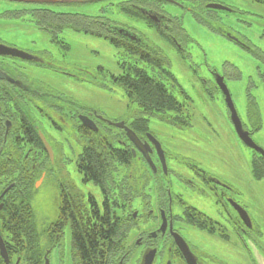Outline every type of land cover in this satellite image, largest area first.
I'll return each mask as SVG.
<instances>
[{"label":"rangeland","instance_id":"1","mask_svg":"<svg viewBox=\"0 0 264 264\" xmlns=\"http://www.w3.org/2000/svg\"><path fill=\"white\" fill-rule=\"evenodd\" d=\"M174 1H163L158 6L149 2L148 6L154 4L158 9L152 10L156 13L176 18L177 26L173 32L175 40L161 34L156 25H148L145 18L123 11L121 7L128 5L138 10L134 4L125 3V0H67L47 5L59 13L101 15L129 31L133 30L147 44L146 48L159 51L161 65L156 61L150 63L139 53H132L104 37L68 27H54L46 21L38 23L36 18H39L35 14H44L41 13L43 10L34 14L35 20L30 12L39 6L36 5L38 3L0 0V39L51 59L54 68L64 73L52 72L47 75L49 81L56 88L68 91L72 98L85 100L90 106L98 108L111 122L123 121L130 125L137 117L143 116L140 106L130 100L115 78L133 74L138 67L164 82L183 103L181 117L190 126H172L154 115L147 122L150 133L163 149L170 148L174 152L173 158H186L192 162L197 160L199 169L219 177L222 174L227 176L228 182L236 190L235 199L246 206L253 220L250 234L242 243L226 244L199 231L197 238L193 239L197 240L201 251L214 256V264H221L219 260L231 264H264V178L257 179L253 175L254 151L238 136L224 93L217 86V78L223 77L242 122L254 129V125L260 126L255 129L252 138L264 149V79L261 75L264 61L243 46L264 52V2ZM211 3L221 4L226 9L211 8ZM48 14L51 16V13ZM53 23H58V18ZM45 25L55 32L64 29L60 37L69 46L64 47L53 41L51 34L40 28ZM76 63L86 68L84 76L68 75L71 70L82 74L81 70H76L77 65H72ZM251 98L256 103V113H249ZM168 114L175 115L173 112ZM104 131L105 134L119 132L116 128ZM120 138L125 140L123 135ZM67 155L72 157V152L67 151ZM67 171L68 176L81 188L74 165L69 164ZM55 177L61 179V175ZM47 182L46 179L33 200L34 220L42 243L49 238L46 230L57 216V191L50 188ZM83 189L101 200V192L93 182L83 186ZM109 196L115 199L114 205L117 201L116 192L111 191ZM197 209L212 218L222 219L220 209L207 196H197ZM62 228V233L58 230L59 237L55 244H52L55 238L49 241L52 244L48 250L50 263L74 264L71 224ZM18 259L15 255L14 264L20 263ZM133 263L130 260L128 264ZM21 264H24V258Z\"/></svg>","mask_w":264,"mask_h":264},{"label":"flooded vegetation","instance_id":"2","mask_svg":"<svg viewBox=\"0 0 264 264\" xmlns=\"http://www.w3.org/2000/svg\"><path fill=\"white\" fill-rule=\"evenodd\" d=\"M159 22L160 26H164L162 18ZM63 30L55 32L50 29L49 33L53 41L68 47L60 37ZM173 32L170 33L173 35ZM0 43L15 46L3 39H0ZM20 49L30 53L33 58L0 54V73L10 77L0 78V195L6 191L0 199V210L10 205L17 208L20 202H23L20 206L25 205L33 210V200L46 179L48 186L57 191V216L50 223V232L55 231L57 238L65 219L69 223L79 217L75 212L81 211L83 216L88 214L90 208L101 209L100 225L105 228V208L113 207L119 212L118 216H124L122 220L116 219L115 223H123L125 233L120 241L113 239V247L109 251L111 260L107 264H128L130 260H133V264H190L185 250L190 252L188 255L196 264H214V256L201 251L197 240L193 239L197 238V231L226 244L244 242L250 234L253 220L246 206L235 199L236 190L228 182L227 176L222 174L219 177L199 169L197 160L192 162L186 158H173L174 152L170 148L163 149L162 162L149 125L141 130L140 125L135 124L133 129L150 153L152 163L148 162L136 143L121 140L120 132L105 134V129L110 131L115 128V122H111L98 108L90 106L85 100L72 98L68 91L56 88L49 81L47 75L52 72L64 73L54 68L51 59L39 52ZM18 62L22 64L18 65ZM72 65H77L76 70H81L82 74L71 70L68 73L71 77L84 76L87 72L77 63ZM168 112H173L175 116ZM168 112L164 113L168 115L167 119H160L172 126H190L177 109ZM243 127L253 137L255 129L245 122ZM90 146L110 151L118 147L131 150L129 165L123 166L119 162L107 165L117 174L122 169L129 171L132 191L125 201L119 200L113 205L115 199L101 191L109 201L106 204L89 190L83 189L89 182L94 183L90 177L98 175L90 173L89 169H103L102 162L107 158L89 155L87 149ZM67 151L72 152V157L67 155ZM253 151L252 172L255 178L262 179L264 154ZM111 157L113 161L114 156ZM69 164L74 165L81 188L68 176ZM256 170L262 172L263 176L257 177ZM56 175H61V179ZM138 187L145 189L138 193ZM15 189L17 194L4 201L6 194ZM197 196L212 199L220 209L222 219L212 218L197 209ZM117 197L120 198V195ZM97 249L106 250L104 244ZM15 255L13 252V259ZM219 261L221 264H231Z\"/></svg>","mask_w":264,"mask_h":264},{"label":"trees","instance_id":"3","mask_svg":"<svg viewBox=\"0 0 264 264\" xmlns=\"http://www.w3.org/2000/svg\"><path fill=\"white\" fill-rule=\"evenodd\" d=\"M259 2H264V0H256ZM158 3L157 0H125L127 4H134L136 8L138 6H148V3ZM161 2V1H159ZM121 9L131 15L142 16L141 12L134 9L132 6H122ZM43 10L44 14L37 15V11ZM32 16L35 20L34 14L39 18H36L38 23L42 21L48 22V25L54 27H68L78 31H85L94 33L98 36H103L112 41L117 46H123L126 50L132 53H139L141 57L147 60L150 63L157 62L160 63V53L154 48H146L144 43L130 41L124 38L121 34L117 32L114 27V21L110 19H105L102 16L97 15H85L82 13H56L50 8L41 7L33 8L30 10ZM51 13V16L50 14ZM58 18V23H53V20ZM172 23L177 26L176 19H170ZM148 23H151L148 21ZM173 24V25H174ZM48 25H45L42 28L52 29ZM166 26H159V31L173 39V35L170 33L173 29L168 27L169 31L167 32ZM180 27V24H179ZM181 28V27H180ZM246 46V45H245ZM248 49H251L252 52L264 61V52L260 50L257 51V48H252L246 46ZM170 73V72H169ZM171 75V73H170ZM264 79V72L261 73ZM172 76V75H171ZM117 83L121 85L128 97L136 102L143 114L140 117H137L130 126L133 128L135 124L140 125L141 130H145L148 127L147 122L151 115H158L161 118H165L166 112L170 110L177 109L178 111L182 110L183 104L178 100V98L170 91L167 85L159 81L153 76H150L146 70L139 69L138 67L134 70L133 74H126L119 77ZM256 103L251 98L249 103V109L251 113H256ZM124 134V133H123ZM129 146V145H128ZM89 155L94 158L106 156L104 159L103 169L99 168L94 169L90 168L89 172L93 174H98L97 177H90V180H94V183L97 186H100L101 191L104 194H109L111 191L116 192V200L120 202L125 201L130 195L132 188H130V179L129 171L122 169L119 174L114 172L113 168L108 167L111 162H119L121 165H129L132 159V152L130 149L121 148H112V151L105 150L98 146H90L87 149ZM114 160L112 161V157ZM110 157V158H109ZM90 160H95L90 158ZM257 177H262L263 173L256 170ZM120 186L118 187V184ZM127 188V190L125 189ZM144 188L138 187V193H141ZM17 194L15 189L9 194V198ZM120 195V198L117 197ZM102 200L107 204L109 201L102 194ZM23 202L18 204V207H13V205L6 206L3 211H0V217L3 219L2 230L7 233V239H10L11 243H8V249L12 253V249L22 253L25 251V257L27 259V264H43L44 256L46 249L44 246L51 247L52 244L56 242L55 231L50 232V229H47L48 234H52V238H55L51 244L50 238L43 246L42 241L40 240V233L38 232L37 225L35 223V212L32 209L27 208L25 205H22ZM79 217H75L71 222V231H72V240H73V250H74V264H107L111 260L110 249L113 247V239L119 240L125 233L123 223H115V220H122L124 216H118L119 213L117 210H114L113 207L106 206L104 221L106 227L103 228L100 225L101 209L98 207L90 208L88 214L81 216L82 212H75ZM67 219L61 223V228L67 224ZM63 229V228H62ZM98 232H102L98 234ZM48 243V245H47ZM105 245L106 250L98 251L97 247L99 245ZM19 247V250H18ZM48 247V248H50Z\"/></svg>","mask_w":264,"mask_h":264},{"label":"water","instance_id":"4","mask_svg":"<svg viewBox=\"0 0 264 264\" xmlns=\"http://www.w3.org/2000/svg\"><path fill=\"white\" fill-rule=\"evenodd\" d=\"M15 1L43 4V3L66 2L67 0H15ZM167 1H173V0H167ZM209 7L218 8V9H225L226 8L225 6H223L221 4H215V3L209 4ZM149 16L152 19L157 20L156 15L149 13ZM0 54L10 55V56H20V57H24V58H32L31 55H29L27 52H24L23 50H20L18 48H14L11 46L3 45V44H0ZM5 77H7L8 79L10 78L7 74L0 73V78H5ZM218 84L220 85L221 89L224 91V93L226 95V101H227L228 107L231 111V118L234 121L238 135L247 145L255 148L256 150L260 151L261 153H264V151L261 148H259V146L253 141V139L249 135V132L244 130L242 122H241V120L238 116L237 110L235 108L234 102L232 100L231 94L228 90L227 85L224 83V79L220 77V79H218ZM116 126L125 129L129 139L138 145L139 149L147 157L149 162L152 163L151 158L149 156V152H147L145 144L141 143V140L139 139L137 134L132 129H130L124 122L116 123ZM155 143L157 145L159 156H160L161 160L163 161L164 160V154H163L161 145H160V143H158L157 140H155ZM47 146H48V144H47ZM0 250H1V254L6 259V262L8 263L9 262L8 261V252H7L5 242H4V239L1 235V233H0ZM185 252L187 253L188 260H189L190 264H196L195 261L188 255L189 251L185 250ZM45 264H49V261L46 260Z\"/></svg>","mask_w":264,"mask_h":264}]
</instances>
